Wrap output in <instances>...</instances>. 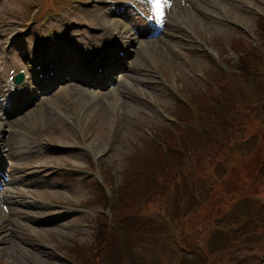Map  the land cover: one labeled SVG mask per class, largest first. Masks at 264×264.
Masks as SVG:
<instances>
[{
    "label": "rangeland",
    "instance_id": "1",
    "mask_svg": "<svg viewBox=\"0 0 264 264\" xmlns=\"http://www.w3.org/2000/svg\"><path fill=\"white\" fill-rule=\"evenodd\" d=\"M26 2L27 0H0V17L11 12L15 14V17L22 18V12L27 5ZM88 2L91 3V1ZM178 2L177 5L180 10L188 14L185 15L186 19L183 18V21L195 23L198 28H201L204 22V39H212V47L222 57L231 58L232 60H235L237 55H234L230 50L231 37L238 34H242L246 39L249 37L247 38L241 30L232 24L213 20L206 11L219 12L218 7L225 4L232 19L241 22L249 31L258 30V15H260V12L261 15L264 13V0H179ZM61 5L60 7H63ZM36 11L37 9L33 10L35 13ZM61 12L62 17L58 15L50 20L39 19L33 21L29 26H25L24 31L16 37L15 32H13L9 42H13L14 39H19L22 36H29L31 33L34 34L37 28L42 30L46 26L47 32L41 43L37 41V44L45 46L44 42L48 39H54L57 42L54 45L57 46L53 48L60 50L62 41H73L74 37L71 40L69 39L71 37L69 30L73 29L70 23L74 18H79L77 12H74L73 17H67V10L64 8ZM82 19H86V16L83 15ZM175 20L176 18L173 25H176ZM55 29H59V33H56ZM49 31H52L51 35L48 34ZM84 32L87 35L90 34L89 31ZM167 32L166 37L152 43L156 44L157 47H155V50L152 49L153 53L150 57H145L135 51L130 54L127 59L128 62H126L128 68L113 75L114 81L112 83L110 81L109 84H112L113 87L107 86L106 89L92 88L87 93H69L67 98L60 97L59 103L55 102L56 98L52 97L46 103H43L46 108L38 114L34 112V117L23 127L26 134L27 128L33 121L38 119L41 121L40 118L52 119L55 124L61 126L62 130L61 132L55 131V139L59 148L71 147L73 143L70 141H74V145L79 146L83 144V138L85 137L87 138L86 145L89 151L75 154V150H73L72 154H57V148L52 146L49 152L54 155L49 160H52L51 168L55 171L47 175H44L46 170L36 171L38 173L37 177L31 178V180H37L33 185L27 187L25 184H19L14 187L23 190L32 188L35 191L28 196L34 195L45 198L41 199L39 207L30 203L23 208V210L35 209L41 214L39 219L28 220L22 216L12 217L15 233L12 236L11 243L0 245V264H74L67 256L80 262L79 253L75 249H81L82 257H85L88 251L92 253L97 248L94 242L90 243L94 239L92 230L100 206L93 205L90 200L99 192V189L92 182L98 175L84 169L88 165V156L96 154L100 156L104 164L109 165V163H112L117 177V181L116 179L115 181L117 184H122L126 170H133L142 164V159L140 160V155L136 152V149L142 145V141H148L147 138L150 139L149 134L146 133L153 130L160 134L164 127L162 124L168 121L166 116L171 112L173 114L171 109L176 104V95L179 94V91L189 89L197 97L203 87L210 88L207 78L208 75H211L209 73L212 72L213 68L211 67H214V63L210 60L208 53L195 46L191 38L189 40L178 29V26H169ZM259 33L263 35L262 31H259ZM1 35L3 34L0 32ZM0 43H3L2 39H0ZM88 46L93 51L96 43L94 42ZM14 53H16V50ZM157 56L160 58V62L154 65V62L158 60ZM169 58H171L170 61ZM82 61L91 62L83 58ZM20 63L25 68H30L31 64L27 65L22 61ZM159 67L165 68L168 74V80L164 84L154 81L156 79L155 70ZM228 75L229 78L224 81L223 85L226 84L228 87L243 85L240 79L233 77L231 74ZM252 76L254 78L250 77V81L246 85L247 87L250 84L251 87H248L247 90L251 93H243L242 95L255 98L257 94L254 93L259 88L258 84L256 86V81L258 83L259 79L260 86H262L263 78L256 79L255 75ZM64 91L62 90V93ZM239 96L241 97V95L235 94L234 98L240 100ZM256 102L258 101L252 100L242 103ZM55 105H62V107L57 108L63 110L66 117L74 116L72 126H68L61 119L58 120L53 116L51 110L56 107ZM37 110L38 108H36ZM180 113L187 115L186 112L180 111ZM261 113V107H256L250 117L247 116L248 122L242 117L243 122L248 124L249 127H252L251 123L253 122L258 124L256 127L240 128L238 130L232 123L237 113L235 110H231L225 120L206 124L211 131L210 134L214 135L215 144H208L203 139L201 143L189 140L191 149L183 148L185 145H177L181 147V154L176 162L171 163L169 172L170 170H182L185 156H190L189 153L193 148L196 149V154L190 156L191 163H195L196 157L212 154L216 149L222 155L228 154L232 162L229 166L219 164L213 179H203L207 182L206 194L209 196L206 206H204L206 199L203 200V205H200L202 201L196 200L193 203L195 208L190 211L189 215L172 213L166 219L167 223L163 222V215L161 214L152 217L154 222L158 224L165 223L164 229H158L152 233L163 234L161 244L164 245L156 246L155 242L152 248V243H149L151 245L149 247H144L141 243L138 244L140 239L147 238L146 236L149 233L145 231H148L150 226L146 227L145 230L130 229L129 234L131 236L139 235L138 238L131 240V248L139 256V264H194L197 257L201 258L200 262L202 264H250V259L257 261L263 256L264 242L261 238L247 239L246 235L243 240L239 235L236 236V240L233 238V230L237 233H243L242 230L247 228L244 213L263 202L260 197L253 199L257 194H262L264 188V144L260 147L264 121L261 118ZM181 118H184V116ZM79 122L81 125H79ZM224 126L229 128L230 131ZM10 128L13 129V127ZM77 130L78 139L74 134ZM255 130L258 131V135H255ZM233 133H235V136L232 135ZM245 133H249L251 139L247 145L246 141L243 144L242 139L239 137V135ZM11 135L12 133L9 136ZM236 137L240 138L238 144L235 143ZM229 138H233V141L228 143L230 146L228 148L222 144ZM16 140L11 136V138H6L4 141V145L11 150L10 154L14 160L18 158L14 145ZM257 150L258 154L255 155ZM130 156H132L135 163H130L128 160ZM142 157L146 161L149 160L146 154H143ZM25 158L32 159V156ZM23 160L25 161V159ZM64 161L69 162L71 166H62ZM12 162L14 161L9 163ZM156 165H150V167H153V170L148 171V176L151 178L157 174L154 170ZM102 169L105 171L103 166ZM29 170L24 169L21 173L26 174ZM5 172L9 173L10 171L6 168ZM29 172L33 173L34 170ZM167 173L165 170L163 175H158V186L150 191L149 188L153 184L148 187L145 194L147 204L142 206V200L140 201V208H147L141 220L142 222L151 217L150 214L155 211L162 210L165 212L164 206L158 208L160 205L158 201L161 200L160 197L167 193V191H164L161 194L163 192L161 187L164 186L163 179ZM169 177H173V174L171 173ZM248 180H251L250 185ZM133 181L135 180L133 179ZM208 181L210 182L208 183ZM214 185L225 192V199L222 200V198L217 197V192L211 193ZM176 190L178 192V189ZM19 199L24 200L25 198L19 197ZM20 214L18 213V215ZM75 215L82 216V218H75ZM251 216L252 219H249V224L255 227L261 220L257 223L254 222V219H256L254 217H257L256 210L253 211ZM237 220L239 221L236 222ZM218 227H221V230H218ZM174 229L175 232L169 233ZM115 237L116 234L111 233L110 241L114 245V249L116 245L113 238ZM0 239L2 238L0 237ZM148 248H152L151 251ZM165 248L167 250L163 251L162 249ZM155 250L158 251L157 255L152 252ZM115 251L116 254H119L117 249ZM254 251L258 253L255 258L253 257L255 255ZM114 253L110 250L106 255L111 256ZM205 253H208V255L205 256ZM216 254L222 255L224 258H215ZM183 256L187 257L188 263L181 262ZM189 259L193 261L190 262ZM98 262L99 264H105L106 262L108 264L107 259L103 257H100ZM122 263L133 264L126 257L122 260ZM122 263L117 262L116 264ZM261 263L264 264V257L261 259Z\"/></svg>",
    "mask_w": 264,
    "mask_h": 264
},
{
    "label": "bare ground",
    "instance_id": "2",
    "mask_svg": "<svg viewBox=\"0 0 264 264\" xmlns=\"http://www.w3.org/2000/svg\"><path fill=\"white\" fill-rule=\"evenodd\" d=\"M173 12H174V14H177V15H182V16H185V15H188L187 13L185 14V13H183V12H181L180 10H178L177 9V6L175 7V9L173 10ZM176 15V16H177ZM113 26H114V28H116V26H115V24L113 23ZM115 30V29H114ZM118 38H120V39H122L123 40V35H121V34H119L118 36H117ZM129 40H131V42H133L134 40H132V39H129ZM124 41V40H123ZM127 42V41H126ZM149 42L150 41H148L147 39H145V40H143V41H139L138 43H137V45H138V47H139V52H140V55L142 54V52H144V53H147L150 49L152 50L153 48H150V44H149ZM154 50V49H153ZM43 67V66H42ZM60 67H64V64L63 63H60ZM69 74H70V78H71V80L72 81H75V84L73 83V84H70L68 87H67V89H66V91H68V92H78L79 90H85L86 88L85 87H79L78 85H77V83H76V79H73L74 77H77V76H79L78 75V73L76 72V71H73V70H71V71H69ZM64 96V95H63ZM11 123L13 124L12 125V127H13V129H12V136L14 137V138H16L17 139V141L15 142L16 144V147L18 148L17 149V152L19 153V154H23V140H24V138H22L23 136H22V133H21V129L23 128V126L25 125V121L24 120H22V121H11ZM10 138H11V136H10ZM1 241H6L7 243H11V239H4V238H2V239H0V245L2 246L3 244H2V242Z\"/></svg>",
    "mask_w": 264,
    "mask_h": 264
},
{
    "label": "trees",
    "instance_id": "3",
    "mask_svg": "<svg viewBox=\"0 0 264 264\" xmlns=\"http://www.w3.org/2000/svg\"><path fill=\"white\" fill-rule=\"evenodd\" d=\"M122 200H123V198H122ZM127 202H129V201L125 200L124 204H126ZM117 213H118V216H120V212L117 211ZM106 225H104L103 230H101V232L99 234L98 241H97V243H95V245L97 246V250H98V252L95 253V257L99 256V253L104 251L107 248V246H108L109 240L107 239V233H109V232L106 229ZM118 228H120V227H115V229H118ZM79 258H80V260H88V258L82 257V252L79 253Z\"/></svg>",
    "mask_w": 264,
    "mask_h": 264
},
{
    "label": "snow or ice",
    "instance_id": "4",
    "mask_svg": "<svg viewBox=\"0 0 264 264\" xmlns=\"http://www.w3.org/2000/svg\"><path fill=\"white\" fill-rule=\"evenodd\" d=\"M156 4H157V8L159 9V0H155Z\"/></svg>",
    "mask_w": 264,
    "mask_h": 264
}]
</instances>
